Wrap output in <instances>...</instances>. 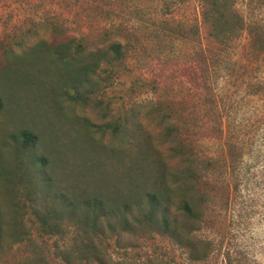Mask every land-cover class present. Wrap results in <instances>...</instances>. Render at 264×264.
I'll return each mask as SVG.
<instances>
[{
    "label": "rangeland",
    "instance_id": "rangeland-1",
    "mask_svg": "<svg viewBox=\"0 0 264 264\" xmlns=\"http://www.w3.org/2000/svg\"><path fill=\"white\" fill-rule=\"evenodd\" d=\"M236 5L246 21L264 24V0ZM208 29L196 0H0V91L7 101L0 158L12 173H31L33 160L41 205L65 210L64 234L43 242L48 259L101 264L85 258L95 243L110 264H264V42L262 50L251 47L244 28L217 44ZM107 37L130 43L128 66L116 65L106 82L102 63L90 82L72 88L68 75L107 48ZM51 46L60 47L48 54ZM141 78L156 88L138 86ZM91 84L94 93L84 94ZM159 101L172 117L156 110ZM115 122L122 128L110 127ZM169 125L175 138L166 134ZM24 130L37 139L21 154L17 135ZM180 142L187 155L172 150ZM187 156L196 160V177L174 181L186 172ZM6 187L0 180V204L9 213ZM157 189L172 197L170 232L165 209L142 225L132 217L147 211L148 192ZM182 198L200 209L198 222L182 215ZM94 200L115 215L94 222ZM127 202L132 214L123 213ZM11 240L0 248V264H26L31 246L10 249Z\"/></svg>",
    "mask_w": 264,
    "mask_h": 264
},
{
    "label": "trees",
    "instance_id": "trees-1",
    "mask_svg": "<svg viewBox=\"0 0 264 264\" xmlns=\"http://www.w3.org/2000/svg\"><path fill=\"white\" fill-rule=\"evenodd\" d=\"M200 6V13L202 17L203 23L208 25V36L214 40L217 44H226L229 40H232L236 35H238L244 28L247 29L249 32V36L251 39V47L255 49L262 50L263 45L260 43L264 42V24L259 23L258 21H246L244 17L241 15V12L236 5V0H196ZM165 7L170 10L174 8L172 4H166ZM165 22L168 24L169 20L165 19ZM196 29H190V33L196 34L197 29L199 28L197 25ZM182 33H177L175 36L179 39ZM107 41L109 45L107 48H103L98 52V55L92 57L91 60L79 65L76 69H74V73H68V77L70 79L71 87H78L84 86L86 83L90 82L91 75H96L98 71L101 69L102 63H106L105 71H107V79L106 82H110L109 80L112 77L114 69L116 65H123L124 67L128 66V58L131 50L130 43L122 42L120 39H114L107 37ZM60 46H51L52 49L48 54H53L55 52V48H59ZM264 50V49H263ZM58 55L60 62L64 63L67 61L66 55H59L58 52L55 53ZM70 63V62H69ZM66 81V86L68 84V79ZM135 83L140 86L144 87L145 85H151L156 88L155 85H152V81H147L143 78L137 79ZM91 88H86L84 94H93L95 91L94 84L90 85ZM106 87V83H105ZM101 88V86H100ZM64 93L69 94V89L63 87ZM83 95V93L78 92L74 94L69 100L76 97ZM86 98H89L88 95ZM5 94L0 91V109H2L6 105ZM163 102L159 101L156 102V110H164L163 117L164 119L172 117V113L170 111V107L167 104L164 109ZM124 120L127 117H123ZM122 123H110V127L113 129H121ZM176 130L174 125H169L166 128V134L169 136L176 137ZM21 139V143L17 145V151L22 153H26L27 149L35 142L37 136L24 130L17 135ZM183 146H185L184 142H180L177 144V147H174L172 150L177 153H184ZM26 151V152H25ZM1 155V153H0ZM185 155V156H186ZM36 159V158H35ZM34 159V160H35ZM45 160V157H38V161ZM188 164L186 165L187 169L186 172L183 173H176L173 175V180H181L182 177L186 179L187 182H191V180L196 177L194 173L195 162L194 158L187 156L184 160ZM33 160L29 161L27 164V170L31 173H12L13 171L10 168V173L7 169L3 166L2 167V160L0 158V180L6 182L7 191L10 196V203L11 209L9 213H5L3 207L0 204V248L2 244L5 243L6 238L12 239L7 247L12 249L14 245L19 246H31L30 255L28 254L26 264H56L53 260L48 259L44 255L43 252V242L46 243V239L49 237L57 236L60 234H64V211L63 209H58V207L54 206L53 204H49L47 206H42L41 203L42 197L39 196V193L42 189V183L40 185V177L38 173H32L31 164ZM38 167L37 165H35ZM30 176L29 180L26 181V188L21 189V182L27 177ZM36 180L35 183H31L32 180ZM185 181V180H183ZM30 183V185H29ZM185 183V184H186ZM188 183V184H189ZM168 188L170 186H167ZM165 190L160 191L157 189L156 191H149L148 198L146 199V204L148 205L147 211L141 213L139 211L138 214L132 215L133 220L136 223L142 225L144 220H154V218L158 215V213L165 209L164 215H162V222L164 228H166L167 232H170L171 229V218L169 217V209L168 205L172 201V197L170 195L164 194ZM15 195L14 199H11V196ZM39 196V197H38ZM57 197L55 194L53 198ZM41 199V201H40ZM93 203L95 204L94 210L95 214L91 216L92 220L96 223L102 221V217L106 215L105 212H113L114 210L110 209L109 211L104 207L103 202H99L94 200ZM44 204V203H43ZM138 204L135 203V206ZM88 212L90 208H92L90 202H87ZM132 207L133 202H127L123 213L132 214ZM139 207V205H138ZM178 208L182 210V215L187 217L188 221L191 222H198L201 219L200 209L198 210L193 202L189 201L187 198H182L179 201ZM12 213V216L8 215ZM89 214L86 218H88ZM108 219V217H107ZM125 221H127V227L132 224L130 220L127 219L125 215ZM34 233L40 238L37 240L34 237ZM173 236H176V233H171ZM5 238V239H4ZM187 244V242L185 243ZM94 252L89 256L85 257L88 262L91 260H97L101 264H110L108 262L107 257L102 253L101 249L94 243L93 244ZM42 249V250H41ZM39 253H43L39 255ZM33 255V257H30ZM39 255V256H38ZM69 261V255H68ZM227 264H232L231 262H227Z\"/></svg>",
    "mask_w": 264,
    "mask_h": 264
}]
</instances>
